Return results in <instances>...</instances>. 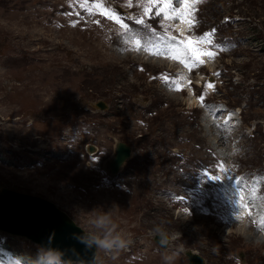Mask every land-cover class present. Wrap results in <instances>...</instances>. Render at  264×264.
<instances>
[{
	"label": "rangeland",
	"instance_id": "374dc122",
	"mask_svg": "<svg viewBox=\"0 0 264 264\" xmlns=\"http://www.w3.org/2000/svg\"><path fill=\"white\" fill-rule=\"evenodd\" d=\"M188 3L207 61L188 44L164 51L159 35L182 40L178 17L156 15L164 0L148 15L149 0H0V189L49 200L84 230L112 211L133 243L98 264H189L188 252L264 264V0ZM212 107L213 120L237 117L219 140ZM120 142L132 153L113 176ZM246 193L257 209L237 208ZM38 248L0 232V264Z\"/></svg>",
	"mask_w": 264,
	"mask_h": 264
},
{
	"label": "water",
	"instance_id": "95a60500",
	"mask_svg": "<svg viewBox=\"0 0 264 264\" xmlns=\"http://www.w3.org/2000/svg\"><path fill=\"white\" fill-rule=\"evenodd\" d=\"M104 109L105 102L98 103ZM132 148L120 142L115 156L109 163V171L117 176L122 166L130 159ZM0 232L21 237L39 247H53L65 253L63 259L79 264H94L97 248L86 247L80 242L85 230L65 212L49 200L16 192L8 188L0 189ZM157 242L166 248L170 237L160 235ZM189 264H205L204 259L188 252Z\"/></svg>",
	"mask_w": 264,
	"mask_h": 264
},
{
	"label": "clouds",
	"instance_id": "9594fccd",
	"mask_svg": "<svg viewBox=\"0 0 264 264\" xmlns=\"http://www.w3.org/2000/svg\"><path fill=\"white\" fill-rule=\"evenodd\" d=\"M89 225V230H85L80 242L88 248L92 246L97 248L94 264H98L100 253L114 258L133 243L131 236L114 220L112 211L98 212L89 221ZM159 231L157 229V232ZM64 255L65 253L59 249L42 246L34 255L15 258L14 264H73L72 261L64 260Z\"/></svg>",
	"mask_w": 264,
	"mask_h": 264
},
{
	"label": "snow or ice",
	"instance_id": "6c2138e0",
	"mask_svg": "<svg viewBox=\"0 0 264 264\" xmlns=\"http://www.w3.org/2000/svg\"><path fill=\"white\" fill-rule=\"evenodd\" d=\"M156 2H157V0H149V6L144 8V15L149 14V12L151 10V4L156 3ZM179 3L183 4V10L173 8L171 0H164L163 7H161L159 9V11L156 13V15L159 16L161 13H163L165 20H171V19L177 18V17L180 18L181 20H183L185 15L190 16L191 15V11H190L191 5L188 3V0H179ZM169 10L172 13L171 15L169 14ZM110 18L115 19L117 23L121 24L125 29H127L128 26L126 24H123V22L120 20V18L118 16L112 14V15H110ZM136 23L140 24V25H144L145 21H144V19L141 18V19H138L136 21ZM192 23H193V21L189 20V26H191ZM152 31H153V34H156L154 29ZM158 39H159L160 44L163 45L164 51L168 52L169 54L178 52L179 51L178 45L183 46L185 44V41H183V40L177 41L175 37H170L167 35V33H165L164 35H159ZM199 39L202 42L205 41V37H200ZM135 43L139 44L140 41L135 40ZM197 51H198L197 48L191 46V42H189L188 46L185 48V52L189 53L193 57L196 55ZM206 55L211 57L214 54L212 52H207ZM172 58L176 59L178 57L175 55H172ZM194 62H196V61H194ZM199 62L202 63V61H199ZM209 87H212V85H209ZM211 179L219 180V177L213 176V177H211Z\"/></svg>",
	"mask_w": 264,
	"mask_h": 264
},
{
	"label": "bare ground",
	"instance_id": "6f19581e",
	"mask_svg": "<svg viewBox=\"0 0 264 264\" xmlns=\"http://www.w3.org/2000/svg\"><path fill=\"white\" fill-rule=\"evenodd\" d=\"M179 20H180V23L178 24V27H177V31L180 33V35H181V37H182V40L183 41H185V45L186 44H189V42H191V46L192 47H195V48H197V46L195 45V41H198V40H193V39H190L189 38V30H190V28H189V25H188V22H187V15H185V17L183 18V20H181L180 18H179ZM186 41L188 42V43H186ZM199 42H201L202 43V41H199ZM204 42V41H203ZM200 46V45H199ZM201 46H207V44H201ZM207 48V47H206ZM196 55H197V58L198 57H202V59L203 60H205V61H207L206 59H208V55H206V53L205 52H203V51H201V50H199L198 49V51H197V53H196ZM159 62V61H158ZM160 63V62H159ZM162 63H164V62H162ZM161 63V64H162ZM165 64H166V62H165ZM209 66V69H211L212 70V68H213V66L214 65H211V64H209L208 65ZM186 72V71H185ZM181 73H182V71H181ZM186 74H188V73H186ZM189 75V74H188ZM182 77H183V75H182ZM185 79V78H184ZM202 80H203V78H199V80H198V82H197V84L199 85V86H201L202 85ZM210 82H212V81H210ZM186 83V82H185ZM187 83H188V81H187ZM190 83V82H189ZM209 85H212L213 86V84H209ZM183 87H185L186 88V86H183ZM212 88L213 87H209L208 86V90L209 91H211L212 90ZM181 89H183V88H181ZM192 99V98H191ZM191 103L193 104V105H195L196 106V103H197V100H196V98L195 99H192V101H191ZM219 110L220 109H217L216 107L215 108H211L210 110H209V112L211 113L210 115H208V116H206V119H207V121L209 122V124L210 123H214V124H220V126H223V130H222V132L221 133H219V132H217V136H216V139H218L219 137H222L223 135H225L224 133H226L227 134V136H228V132L229 131H231L230 130V128H235V126L236 125H238L237 123H232V121L234 120V119H237V117H235V116H230L229 115V117L228 118H225V120L223 121V122H219V120H213L212 119V117H213V115H214V113L216 112H219ZM222 112V111H221ZM216 116V115H215ZM215 119V118H214ZM218 122V123H217ZM223 123V124H222ZM236 124V125H235ZM213 125V124H212ZM212 125H211V127H212ZM205 126V125H204ZM225 127H229V129H225ZM235 131V130H234ZM230 134V133H229ZM219 140V139H218ZM219 143V142H218ZM239 191V190H238ZM232 192V191H231ZM228 194V193H227ZM252 193H246L245 195H240L239 197H240V200H238V202H239V204H238V209L240 208H246V207H250L251 206V209L252 210H254V209H257L258 208V206L256 205L257 203L255 202V201H252V200H254V198H252V195H251ZM239 199V198H238ZM248 201H249V204H248ZM247 204V205H246ZM255 205L257 206V207H255ZM239 213V212H238ZM257 213V212H256ZM259 214L257 213V214H255L254 216H258ZM232 216H233V214H232ZM235 216V215H234ZM244 217V216H243ZM247 217V216H246ZM259 220V219H258ZM242 222H244V221H242ZM241 224H243V223H241ZM244 225H245V223H244ZM246 228V227H245ZM246 231H245V234H246V232H247V228L245 229ZM250 231V230H249Z\"/></svg>",
	"mask_w": 264,
	"mask_h": 264
}]
</instances>
